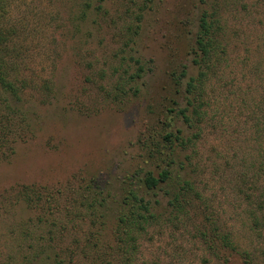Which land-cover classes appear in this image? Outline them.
I'll return each instance as SVG.
<instances>
[{
  "label": "trees",
  "instance_id": "obj_1",
  "mask_svg": "<svg viewBox=\"0 0 264 264\" xmlns=\"http://www.w3.org/2000/svg\"><path fill=\"white\" fill-rule=\"evenodd\" d=\"M94 1L98 0H71L67 19L72 37L100 35L98 19L104 13L100 16L102 6L91 8ZM136 3L132 4L137 7L130 24L126 21L120 30V42L113 53L111 92L104 98L119 109L142 94L145 79L152 71V59L143 56L138 42L141 21L151 10L153 0ZM257 4L258 23L263 25L264 0H257ZM8 6L7 0H0V163L11 160L18 144L36 136L39 119L34 105L50 104L57 97L55 83L40 78L27 62L29 49L24 43L35 31L12 23ZM240 7L247 9V4ZM220 9L218 0H198L191 23L188 62L170 72L171 89L160 96L162 109L157 126L147 129L139 140L144 166L123 179L117 196H111L113 189L100 186L97 175L81 176L78 187L69 186L65 197L66 183L57 187L20 184L0 192V222L4 219L6 226L0 241L7 230L11 237H5V244L0 242V264H136L140 240L149 227L161 222L177 226L175 223L183 225L187 221L203 247V261L264 264V56L252 71L254 82L260 83L258 100L252 107L243 98L239 106L251 108V114L244 116L247 127H242V132H249L256 143L257 157L228 179L234 196L253 207L247 214L248 227L262 245L242 246L232 229L217 220L203 202L193 177L200 171L199 163L193 164L192 160L197 157L198 142L207 126L216 128L213 91L208 84L229 52L230 34L221 21ZM262 36L264 42V31ZM262 46L264 54V43ZM99 76L103 81L106 75L102 71ZM100 81L94 79L91 83L96 86ZM98 85L104 89V85ZM23 210L31 216L22 217ZM111 210L115 212L114 221L108 222ZM107 225H112L111 236L105 235Z\"/></svg>",
  "mask_w": 264,
  "mask_h": 264
},
{
  "label": "rangeland",
  "instance_id": "obj_2",
  "mask_svg": "<svg viewBox=\"0 0 264 264\" xmlns=\"http://www.w3.org/2000/svg\"><path fill=\"white\" fill-rule=\"evenodd\" d=\"M7 1L9 20L35 31L24 43L29 49L27 62L40 78L55 83L57 97L50 104L34 105L39 129L33 139L17 145L11 160L0 163V192L20 184L57 187L66 183L65 197L69 186L78 187L81 176L97 175L100 186L113 189L111 196H117L123 179L144 166L139 140L147 129L157 126L162 109L160 96L171 89L170 72L188 62L191 23L198 0H153L151 10L141 21L138 42L143 56L152 59V71L145 79L142 94L121 109L104 98L111 92L113 53L120 42V30L126 21L130 24L138 0L92 2L91 8L102 6L99 11L100 16L104 13V21L99 17L100 35L94 33L86 37L87 41L68 32L71 0ZM218 2L221 21L231 36L227 37L229 52L208 84L213 91L216 128L207 126L198 142L197 157L192 160L193 164L199 163L200 171L193 177L201 199L215 218L232 229L242 246L258 248L262 242L255 239L248 227L247 214L253 207L234 196L228 179L232 172L243 171L245 164L257 157L256 143L249 132H242V127H247L243 124L244 116L251 114V108L239 106L243 98L252 107L258 100L260 83L254 82L252 71L264 56V19L263 25H259L257 0ZM128 4L131 8L126 13ZM240 4H247V9ZM80 38L82 43L78 44ZM102 71L106 76L100 81ZM88 77L91 82L95 79L100 83L93 86ZM98 84L104 85V89ZM30 96L37 98L33 93ZM91 109L95 112L88 113ZM110 212L108 222L114 221L115 212ZM21 214L31 216L28 210ZM175 224L161 222L148 228L140 240L136 264H216L203 261V247L194 236L191 222ZM106 228L108 236L112 225ZM5 230L3 219L0 235ZM5 237L11 238L8 230ZM5 237L2 244L8 241Z\"/></svg>",
  "mask_w": 264,
  "mask_h": 264
}]
</instances>
